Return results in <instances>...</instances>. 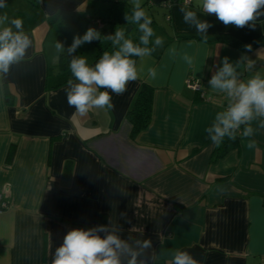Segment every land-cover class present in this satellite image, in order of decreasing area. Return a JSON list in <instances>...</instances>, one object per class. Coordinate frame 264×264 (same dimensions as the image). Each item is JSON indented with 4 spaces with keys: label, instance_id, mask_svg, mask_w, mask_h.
<instances>
[{
    "label": "crops",
    "instance_id": "crops-1",
    "mask_svg": "<svg viewBox=\"0 0 264 264\" xmlns=\"http://www.w3.org/2000/svg\"><path fill=\"white\" fill-rule=\"evenodd\" d=\"M140 2L164 42L136 58L143 71L123 94L110 93L112 109L84 117L68 106L73 77L59 68L67 54L57 58L55 43L67 49L96 20L102 27L125 21L139 43L138 25L124 19L133 0H6L0 8L21 18L32 40L25 59L0 77V201L7 206L0 264H51L68 230L110 221L124 239L152 241L146 264H169L175 250L199 264H264V129L254 121L255 135L221 158L206 132L227 103L208 84L224 57L254 62L252 71L238 69L242 79L264 75V16L255 29H238L204 15L200 0ZM182 6L213 25L207 36L184 23ZM89 45L88 63L99 51ZM81 47L75 55H83ZM190 81L201 94L187 89ZM142 85L153 88L151 122L132 140L126 114Z\"/></svg>",
    "mask_w": 264,
    "mask_h": 264
},
{
    "label": "clouds",
    "instance_id": "clouds-1",
    "mask_svg": "<svg viewBox=\"0 0 264 264\" xmlns=\"http://www.w3.org/2000/svg\"><path fill=\"white\" fill-rule=\"evenodd\" d=\"M5 7L6 0H0V8ZM199 7L204 15H215L226 27L231 25L238 29H255L258 18L264 16V0H200ZM180 12L185 24L194 27L198 34L207 36L208 29L213 26L210 22L200 19L195 10L182 6ZM125 19L138 25L141 33L139 43L126 38L125 30L116 29L114 34L104 36L111 41L114 50L104 51L94 65H90L85 56L74 53L86 43L101 40V33L95 28H88L82 36H74L67 49L62 42L55 43L57 58L63 53L70 57L69 69L74 79L67 81L65 92L68 106L75 110L73 116L84 117L93 110L112 109L110 93L123 94L128 83L136 81L143 71L142 65L138 67L133 57L143 61L156 47L162 46L163 38L156 36L151 27L152 20L140 0H133L132 13L130 16L126 13ZM31 46L32 40L24 31L23 20L0 15V77H6L13 65L20 64ZM246 47L251 51L250 45ZM242 64L248 71L255 67L247 56H242L235 63L224 57L222 66H217L208 81L210 89L223 94L227 101L206 129L208 138L216 145L226 137L235 140L238 133L242 138L254 136L257 131L252 126L254 121L258 122L259 129H264V75L257 71L242 79L238 70ZM148 73L153 78L156 75L151 68ZM242 126L243 131L240 132ZM254 144L250 140L247 147L252 148ZM121 231L120 225L112 221L88 229L72 228L64 235L62 244L55 248L51 264H146L143 257L152 248V241L132 237L124 239ZM169 264L199 262L188 251L175 250Z\"/></svg>",
    "mask_w": 264,
    "mask_h": 264
},
{
    "label": "trees",
    "instance_id": "trees-1",
    "mask_svg": "<svg viewBox=\"0 0 264 264\" xmlns=\"http://www.w3.org/2000/svg\"><path fill=\"white\" fill-rule=\"evenodd\" d=\"M103 20L105 21V19H103ZM107 22L111 23V19L108 18ZM114 22L115 23H113V25H111L109 27L103 26L101 29H97V28L93 27L101 33V40H96V41H93L92 43H90L94 46H98V50H99L96 53L94 59H92V61L89 63L90 65H94L100 59V57L102 56L104 51L111 52L114 50L112 47L111 41L106 40L104 38V36H107L109 34H114L116 29H123L124 30L126 27L125 21L122 22L121 20H118V21H114ZM121 24L123 26H121ZM89 28H90V26H89ZM87 29L88 28H86L82 32L81 36L86 32ZM133 42L137 43L135 41H133ZM262 43L263 42H261V44ZM259 45H260V42L251 46V48L252 47L254 48V47L259 46ZM133 59H136V57H133ZM69 61H70V57H68L67 55L60 56L59 68L63 72H68L70 70L69 69ZM72 79H74V78H72ZM152 106H153V88H151L148 85H142V87L139 89V91L137 92V94L134 98L131 109L126 114V119L129 122V124L131 125L130 138L132 140H134L141 132L145 131L149 127L150 122H151V116H152ZM242 130H243V126L241 127L240 132H242ZM240 140H241L240 133L237 134V138L235 140H230L226 137L223 140V142L217 146V149H216L217 150L216 151L217 152V158L223 157L229 151L236 148L238 146ZM13 156H14V148L11 147L8 154H7V162L10 163ZM70 167H71L70 164L66 165V168L64 171L65 176L69 175Z\"/></svg>",
    "mask_w": 264,
    "mask_h": 264
},
{
    "label": "built area",
    "instance_id": "built-area-1",
    "mask_svg": "<svg viewBox=\"0 0 264 264\" xmlns=\"http://www.w3.org/2000/svg\"><path fill=\"white\" fill-rule=\"evenodd\" d=\"M188 2V1H187ZM94 26L95 28L97 29H101L102 28V23L100 22V20H96L94 22ZM187 89L193 91V92H196V93H200L201 94V85L198 83V82H193V81H190L188 84H187ZM6 204L2 203L0 201V214L3 213V211L6 209Z\"/></svg>",
    "mask_w": 264,
    "mask_h": 264
},
{
    "label": "rangeland",
    "instance_id": "rangeland-1",
    "mask_svg": "<svg viewBox=\"0 0 264 264\" xmlns=\"http://www.w3.org/2000/svg\"><path fill=\"white\" fill-rule=\"evenodd\" d=\"M126 15V14H125ZM130 16V15H129ZM125 19V18H124ZM129 26H131V25H126V27H125V31L126 30H128V28H129ZM127 28V29H126ZM133 35H135V31H129L128 32V34H126V36H129V38L131 39L132 38V36ZM69 38L70 39H72V37L71 36H69ZM83 49H79V51H82L83 52V56H85L86 57V55L88 54V51H89V49H90V45H89V43H86V44H84L83 45ZM79 48H82V47H79ZM88 50V51H87Z\"/></svg>",
    "mask_w": 264,
    "mask_h": 264
},
{
    "label": "water",
    "instance_id": "water-1",
    "mask_svg": "<svg viewBox=\"0 0 264 264\" xmlns=\"http://www.w3.org/2000/svg\"><path fill=\"white\" fill-rule=\"evenodd\" d=\"M131 29H132V26H129L128 30H126V34H128V32L131 31Z\"/></svg>",
    "mask_w": 264,
    "mask_h": 264
}]
</instances>
